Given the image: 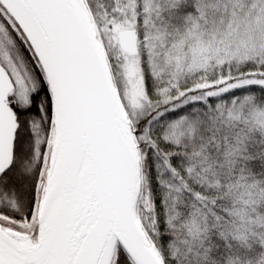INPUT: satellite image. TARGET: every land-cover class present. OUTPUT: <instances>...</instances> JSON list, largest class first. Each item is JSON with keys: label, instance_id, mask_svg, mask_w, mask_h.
<instances>
[{"label": "snow or ice", "instance_id": "snow-or-ice-1", "mask_svg": "<svg viewBox=\"0 0 264 264\" xmlns=\"http://www.w3.org/2000/svg\"><path fill=\"white\" fill-rule=\"evenodd\" d=\"M0 264H264V0H0Z\"/></svg>", "mask_w": 264, "mask_h": 264}]
</instances>
